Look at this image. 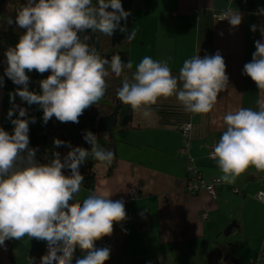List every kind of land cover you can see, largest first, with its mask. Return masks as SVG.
Segmentation results:
<instances>
[{
  "label": "clouds",
  "instance_id": "9594fccd",
  "mask_svg": "<svg viewBox=\"0 0 264 264\" xmlns=\"http://www.w3.org/2000/svg\"><path fill=\"white\" fill-rule=\"evenodd\" d=\"M129 15L121 0H97L96 4L92 0H27L15 18L16 25L26 32L14 48L5 52V76L22 86L9 94L10 103L19 96L29 106L39 105L45 124L53 117L61 123L78 124L84 111L93 105L98 107L105 96L109 76L106 66L116 77L133 68L131 60L122 62L119 54L110 61L101 58L87 43L91 37L82 39L80 34L90 30L112 37L117 30L126 32L121 21ZM224 16L223 20L233 27L241 23V15L231 9ZM6 22L11 25L13 19L8 17ZM251 30L257 31V26ZM135 36L133 29L126 39L131 42ZM255 48L251 62L244 65V74L264 90V42L256 41ZM33 70L51 73L39 82L41 94L28 90L26 71ZM228 86L226 65L219 53L185 60L178 76L172 74L167 62L145 56L136 65L132 81L123 80L117 98L144 118L152 116V106L161 98L173 95L186 112L207 114ZM17 108L20 118L11 119ZM25 116L26 109L13 103L8 112L13 134L0 128V246L27 236L47 242L48 253L40 258V264H72L77 247L83 255L75 264H105L110 249L95 245L112 234L115 223L126 219L124 202L113 201L108 192L100 190L82 204L73 201L84 182L80 166L90 155L110 166L114 153L99 148L96 136L86 132L83 138L91 145L90 152L68 144L71 150L63 162L55 153L49 163H39L37 150L29 147V120L23 119ZM223 121L226 130L211 154L222 172L220 181L234 184L250 167L264 171V105L258 111L239 108L228 112ZM31 122L35 123L34 117ZM54 144L60 147L65 142L56 139ZM63 169H69L71 175L66 176Z\"/></svg>",
  "mask_w": 264,
  "mask_h": 264
},
{
  "label": "crops",
  "instance_id": "0c3cea01",
  "mask_svg": "<svg viewBox=\"0 0 264 264\" xmlns=\"http://www.w3.org/2000/svg\"><path fill=\"white\" fill-rule=\"evenodd\" d=\"M92 2L96 4L97 0ZM121 3L133 11L132 30L136 32L130 42V82L136 65L145 56L167 62L172 74L178 76L185 60L219 53L226 65L229 86L219 93L214 109L207 114L186 112L175 95L161 98L152 106L149 118L133 113L132 129L115 135L119 140L115 170L109 175L107 168L100 165L97 172L102 177L94 189L82 186L73 201L82 204L100 190L108 192L113 201L124 202L126 219L115 223L112 234L98 240L95 246L110 249L105 264H208L215 249L229 256L228 264H264V204L257 199L259 193H264V171L250 167L234 184L221 181L214 185L216 195L205 190L191 195L186 191L190 162L182 152L187 148L196 171L211 185L222 175L211 154L226 130L223 117L239 108L258 111L264 105V90L244 74V65L251 62L256 51L255 42H264V0ZM229 9L241 15L239 26L214 18L216 12ZM253 25L257 26L255 32L251 30ZM13 103L29 107L20 97ZM13 103L8 89L0 86V128L8 133L14 128L7 116ZM29 111V128H33ZM14 116L17 119L15 111ZM189 122L192 131L188 140L182 129ZM132 190L139 192L138 200H129ZM205 212L207 218H203ZM233 223L236 227L225 236L224 231ZM144 225L147 233L141 232ZM30 253L38 259L30 261ZM47 253L46 241L27 236L7 240L0 246V264H40V258ZM82 255L77 247L72 264Z\"/></svg>",
  "mask_w": 264,
  "mask_h": 264
},
{
  "label": "trees",
  "instance_id": "16d2710c",
  "mask_svg": "<svg viewBox=\"0 0 264 264\" xmlns=\"http://www.w3.org/2000/svg\"><path fill=\"white\" fill-rule=\"evenodd\" d=\"M26 3L27 0H0V77L3 78V83L0 86H18L5 76L7 67L5 52L10 47L14 48L19 42L20 36L26 32L25 29L19 28L15 23L17 12ZM123 9L130 13L126 21H121V25L127 28L126 32L117 30L112 37H109L99 32L92 33L89 30L80 35L82 39L85 35L91 37L87 43L97 49L101 58H106L110 61L113 55L119 54L122 62L127 63L130 56V42L126 37L132 31L133 11L128 7H123ZM108 10L111 11V9ZM3 13L9 14V17L13 19L11 25L6 22V19H3ZM106 68L109 70V76L106 77L107 90L105 96L99 102L98 107L93 105L84 111L83 115L79 117L78 124L71 122L61 123L53 117L47 124L43 122V126L39 129L29 128L28 134L29 139L32 140L30 148L37 150V162L45 164L54 159L55 153H59L61 162H63L64 157L71 150L67 146L68 144L72 148L81 147L90 152L91 145L83 137L86 132H92L96 136L98 147L106 151H112L114 159L110 166H104L100 162L93 160L90 155L86 162L80 166L79 171L84 176L82 186L90 190L94 189L97 180L102 177V174L97 172L100 165L107 168L109 175L115 170L118 162L117 145L119 141L115 135L132 129L133 124V111L130 106L123 105L117 98V91L122 86L123 80L127 78V69L124 70L120 77H116L111 73L108 66ZM26 74L30 78L28 88H40L39 82L46 79L51 73L39 74L33 70L30 73L26 71ZM17 106H23L28 110L27 118L23 119H29V107L24 103H18ZM15 115L20 118L17 109L15 110ZM11 134H13V130L10 131ZM56 139L64 141L65 145L56 147L54 144ZM62 171L66 176L71 175L69 169H63ZM144 226L147 227V225Z\"/></svg>",
  "mask_w": 264,
  "mask_h": 264
},
{
  "label": "built area",
  "instance_id": "2783aa9c",
  "mask_svg": "<svg viewBox=\"0 0 264 264\" xmlns=\"http://www.w3.org/2000/svg\"><path fill=\"white\" fill-rule=\"evenodd\" d=\"M244 3L247 2V0H243ZM225 12H216L214 14V18L217 20V21H226L223 20L225 18L224 16ZM20 108H25L23 106H19ZM26 109V108H25ZM17 113H18V116H19V108H17ZM28 110L26 109V116L23 117V118H27L28 116ZM191 131H192V123L189 122L187 124H185L183 126V129H182V132L183 134L185 135L186 138H188V140L191 138ZM182 152L186 153L187 157L186 159L189 160L190 164H189V169H188V177L186 178V191L188 192V194H191V195H195V194H198L202 191H207L209 192L210 194L212 195H216V192H215V187L214 185H219L221 183V181L219 179H216L214 180L211 185H207L202 179V176L199 174V172L196 171V167L194 166V160L190 157V153L189 151L187 150V148H184L182 150ZM189 153V154H188ZM212 157V155H211ZM140 198V195H139V192L136 191V190H132L130 192V195H129V200L130 201H134V200H138ZM257 199L264 204V193H259L258 196H257ZM208 217V213H203V218H207ZM147 227L144 226V227H141V232L142 233H146L147 232ZM29 259L30 261H36L38 258L30 253L29 254Z\"/></svg>",
  "mask_w": 264,
  "mask_h": 264
},
{
  "label": "rangeland",
  "instance_id": "374dc122",
  "mask_svg": "<svg viewBox=\"0 0 264 264\" xmlns=\"http://www.w3.org/2000/svg\"><path fill=\"white\" fill-rule=\"evenodd\" d=\"M9 16H10L9 14L3 13V19L8 18ZM6 88L8 89V93L10 94V93H15V91L18 88H22V86H7ZM28 90L29 91H32V92H35L36 94H41V89L39 87L28 88ZM18 97L19 96H16L15 97V101H17ZM101 101H102V99H101ZM29 108H30V110L32 112V114H31L32 117L35 118V123H32L33 125H35L33 127V129H37V128L39 129V128H41L43 126V110L37 104L30 105ZM12 119H15V116L14 115L12 116ZM30 122H31V119H30ZM31 142H32V140L30 139L29 147L31 146ZM147 264H150V263H147ZM227 264H228V262H227Z\"/></svg>",
  "mask_w": 264,
  "mask_h": 264
},
{
  "label": "water",
  "instance_id": "95a60500",
  "mask_svg": "<svg viewBox=\"0 0 264 264\" xmlns=\"http://www.w3.org/2000/svg\"><path fill=\"white\" fill-rule=\"evenodd\" d=\"M234 227H236L235 223L231 224L225 231L224 235L229 236ZM229 261V256H227L222 249H215V251L208 257V264H223Z\"/></svg>",
  "mask_w": 264,
  "mask_h": 264
}]
</instances>
